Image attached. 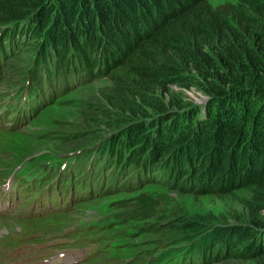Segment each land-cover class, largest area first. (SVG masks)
<instances>
[{
  "label": "trees",
  "instance_id": "trees-1",
  "mask_svg": "<svg viewBox=\"0 0 264 264\" xmlns=\"http://www.w3.org/2000/svg\"><path fill=\"white\" fill-rule=\"evenodd\" d=\"M20 37L37 38L40 49L19 71H10L8 58ZM99 77L111 81L102 114L118 117L122 129L106 144L68 142L60 156L36 155L33 161H51L59 169V161L74 153L75 172L90 165L87 173L99 193L105 183L114 189L100 196L141 190L136 185L147 180L145 173L168 180L159 169L184 178L182 190L230 195L246 189L250 223L216 226L202 234L197 252L177 246L148 261L196 264L223 247L216 256L236 254L264 264V0L219 6L209 0H0L3 117L14 115L19 90L31 95L32 83L44 107ZM175 86L205 91V107L175 98ZM136 202L143 213L156 207L142 192ZM174 219L173 232L205 228L197 218Z\"/></svg>",
  "mask_w": 264,
  "mask_h": 264
},
{
  "label": "rangeland",
  "instance_id": "rangeland-1",
  "mask_svg": "<svg viewBox=\"0 0 264 264\" xmlns=\"http://www.w3.org/2000/svg\"><path fill=\"white\" fill-rule=\"evenodd\" d=\"M209 1L214 6L226 2ZM37 40L36 38L34 41H24L22 37L18 39L15 52L8 58L7 67L10 71H19L22 65L36 55L40 49ZM110 84L109 77L88 81L51 100L20 129L0 130V176L4 170L14 168L28 157H58L68 142H85L83 146L108 143L110 136L123 127L116 125L118 117H106L102 114L104 108H107L104 101L105 88ZM1 87L5 85L2 84ZM170 92L175 98L188 100L200 109L205 107L209 99L205 91L196 87L184 90L175 86ZM93 105L91 109L90 106ZM88 107L92 115L88 113ZM144 156L145 153L140 159ZM134 170L128 171L126 175L130 176ZM152 173L154 172L145 173L147 180L136 185L142 187L139 191H114L108 195L90 198L71 206L69 212H51L28 218L23 217V210L15 206L12 212L1 214L0 262L10 258H30V255L35 254L34 249H37H33L32 245L44 246L35 250L36 254L44 250L53 253L58 249L55 243L63 238L58 237L57 232L69 231L86 219L113 213L122 216L119 223L112 224L108 228L110 231L103 233L106 234L104 239L109 241L107 248L82 264H124L133 258L141 263L145 259L148 261V258L158 251L175 252L177 246L184 245L189 247L187 250L195 253L203 233L210 232L216 226L250 223L251 212L247 204L250 195L246 189L237 190L230 195L208 194L198 187L182 190L180 185L184 178L173 179L160 169L156 173L160 176L167 174L168 177H165L168 180L157 179ZM141 192L156 205L148 213L141 212L136 205V199ZM174 217L203 220L205 228L183 234L173 232L170 223H174ZM242 247L243 245L237 253L241 252ZM223 250V247L218 248L217 253L220 255ZM13 252H18L17 256ZM57 253L53 259L59 264H71L84 257L83 250H63ZM218 254H203V258L198 259L196 264H257L256 260L247 258L248 256L237 257L236 254H228L218 257Z\"/></svg>",
  "mask_w": 264,
  "mask_h": 264
},
{
  "label": "bare ground",
  "instance_id": "bare-ground-1",
  "mask_svg": "<svg viewBox=\"0 0 264 264\" xmlns=\"http://www.w3.org/2000/svg\"><path fill=\"white\" fill-rule=\"evenodd\" d=\"M27 248H28V247H27ZM31 248H32V247H31ZM26 251H27V250H26ZM18 252H19V251H18ZM18 252H17V253H18ZM27 252H28V251H27ZM13 253H14V252H13ZM14 255H15V254H14ZM23 256H24V255H23ZM6 259H7V258H5V260H6Z\"/></svg>",
  "mask_w": 264,
  "mask_h": 264
}]
</instances>
